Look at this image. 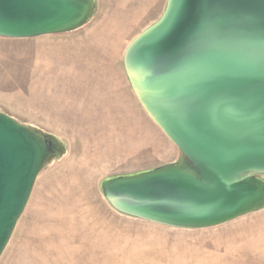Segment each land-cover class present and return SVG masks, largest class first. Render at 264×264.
Masks as SVG:
<instances>
[{"label":"water","instance_id":"obj_1","mask_svg":"<svg viewBox=\"0 0 264 264\" xmlns=\"http://www.w3.org/2000/svg\"><path fill=\"white\" fill-rule=\"evenodd\" d=\"M97 0H0V37L84 27ZM124 68L178 163L104 180L118 213L200 230L264 210V0H167L127 48ZM64 152L56 137L0 112V258L37 178Z\"/></svg>","mask_w":264,"mask_h":264},{"label":"rangeland","instance_id":"obj_2","mask_svg":"<svg viewBox=\"0 0 264 264\" xmlns=\"http://www.w3.org/2000/svg\"><path fill=\"white\" fill-rule=\"evenodd\" d=\"M166 4L97 0L78 30L0 37V112L64 144L38 176L0 264H264V210L176 229L122 215L102 193L104 180L181 159L124 68L127 48Z\"/></svg>","mask_w":264,"mask_h":264},{"label":"crops","instance_id":"obj_3","mask_svg":"<svg viewBox=\"0 0 264 264\" xmlns=\"http://www.w3.org/2000/svg\"><path fill=\"white\" fill-rule=\"evenodd\" d=\"M115 48V47H114ZM90 92H91V90H90Z\"/></svg>","mask_w":264,"mask_h":264}]
</instances>
